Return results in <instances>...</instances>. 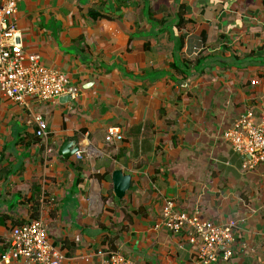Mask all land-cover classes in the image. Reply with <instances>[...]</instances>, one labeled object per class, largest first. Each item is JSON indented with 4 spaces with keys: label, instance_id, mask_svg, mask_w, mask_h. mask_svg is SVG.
I'll return each mask as SVG.
<instances>
[{
    "label": "crops",
    "instance_id": "obj_1",
    "mask_svg": "<svg viewBox=\"0 0 264 264\" xmlns=\"http://www.w3.org/2000/svg\"><path fill=\"white\" fill-rule=\"evenodd\" d=\"M13 21L25 53L80 94L15 103L0 92V256L13 228L39 220L61 264L113 251L191 264L189 230L161 226L171 200L238 222L218 264H264V163L246 170L221 139L248 111L264 121V0H24ZM110 128L123 140L107 142ZM65 142L92 155L66 159ZM116 171L132 178L123 199Z\"/></svg>",
    "mask_w": 264,
    "mask_h": 264
},
{
    "label": "built area",
    "instance_id": "obj_2",
    "mask_svg": "<svg viewBox=\"0 0 264 264\" xmlns=\"http://www.w3.org/2000/svg\"><path fill=\"white\" fill-rule=\"evenodd\" d=\"M24 0H0V92L20 103L25 97L41 102L67 97L76 100L80 90L69 85L67 77L54 69L45 67L39 56L24 51L22 32L13 21L18 5ZM256 82H252L255 85ZM38 138H47L48 125L41 116L35 117ZM221 139L234 152L246 158L244 168L253 171L264 163V121L257 122L252 111L241 115L235 124L222 133ZM107 142L123 140L119 130L110 128ZM90 150H79L78 160L91 156ZM161 226L173 234L189 230V243L195 248L191 264H218L233 257L237 221L219 225L193 213L179 211L175 203L165 200L161 208ZM63 256L48 239L47 228L42 221L17 226L12 230L11 243L0 256V264H61ZM97 264H139L123 253H108V260Z\"/></svg>",
    "mask_w": 264,
    "mask_h": 264
},
{
    "label": "water",
    "instance_id": "obj_3",
    "mask_svg": "<svg viewBox=\"0 0 264 264\" xmlns=\"http://www.w3.org/2000/svg\"><path fill=\"white\" fill-rule=\"evenodd\" d=\"M78 151V147H73L69 142H65L60 149V155L67 159L75 155ZM112 181L116 197L123 199L131 186V176L125 175L122 171H116L112 176Z\"/></svg>",
    "mask_w": 264,
    "mask_h": 264
},
{
    "label": "trees",
    "instance_id": "obj_4",
    "mask_svg": "<svg viewBox=\"0 0 264 264\" xmlns=\"http://www.w3.org/2000/svg\"><path fill=\"white\" fill-rule=\"evenodd\" d=\"M182 18V17H181Z\"/></svg>",
    "mask_w": 264,
    "mask_h": 264
}]
</instances>
